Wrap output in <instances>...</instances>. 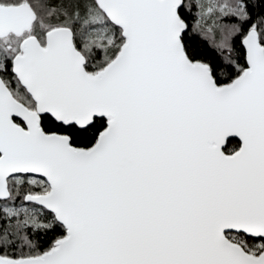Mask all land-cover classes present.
Masks as SVG:
<instances>
[{
  "label": "snow or ice",
  "instance_id": "1",
  "mask_svg": "<svg viewBox=\"0 0 264 264\" xmlns=\"http://www.w3.org/2000/svg\"><path fill=\"white\" fill-rule=\"evenodd\" d=\"M0 264H264V0H0Z\"/></svg>",
  "mask_w": 264,
  "mask_h": 264
}]
</instances>
